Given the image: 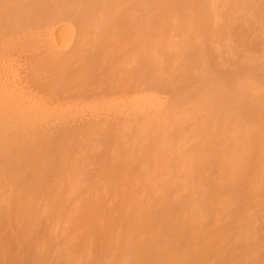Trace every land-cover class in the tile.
Masks as SVG:
<instances>
[{
	"label": "bare ground",
	"instance_id": "1",
	"mask_svg": "<svg viewBox=\"0 0 264 264\" xmlns=\"http://www.w3.org/2000/svg\"><path fill=\"white\" fill-rule=\"evenodd\" d=\"M0 264H264V0H0Z\"/></svg>",
	"mask_w": 264,
	"mask_h": 264
},
{
	"label": "rangeland",
	"instance_id": "2",
	"mask_svg": "<svg viewBox=\"0 0 264 264\" xmlns=\"http://www.w3.org/2000/svg\"><path fill=\"white\" fill-rule=\"evenodd\" d=\"M20 52H17V53H12L13 55H10V61L7 59V61H9L10 62V65H11V68H10V71H11V76H13V77H11V79L13 78V80H11L12 82H13V84H14V82H16V84L19 86H16V84H14L17 88H21V92H23V91H26V93L28 92V94H32V95H34L35 94V96L38 94V98L39 99H41V100H44V98L46 99L47 97L46 96H44V95H46V93H44V92H42V91H39L37 88H35L34 87V85H32L33 83V81H32V72H31V69H30V67L28 66V64L29 63H27L28 61H27V58L25 57V54L24 53H20ZM16 55V56H15ZM18 55V56H17ZM22 56V57H21ZM26 59V60H25ZM13 61V62H12ZM15 62V63H14ZM13 74V75H12ZM22 89H24V90H22ZM31 89V90H30ZM37 89V91H35V90ZM27 90H29L30 91V93H29V91H27ZM33 92V93H32ZM37 92V93H36ZM25 93V92H24ZM40 93H41V95L43 96V98L41 97V95H40ZM156 93H154V95H155ZM168 93H164V92H162V93H159L158 92V95L156 94V98L157 97H159V99L162 101V100H167L168 99ZM37 97V96H36ZM35 97V98H36ZM158 98L156 99L157 100V103L159 102L158 100H159ZM160 101V102H161ZM85 117H88L87 115H85V114H83ZM83 115H81V119H80V116H79V118H77V120H79L78 122H80V121H83L82 120V118H84V116ZM103 116V115H102ZM66 118V120H64ZM65 118H62L61 120H64V123L65 122H67V119L69 118H67V117H65ZM87 119L88 118H84V120L85 121H87ZM70 120H72V122H74V120L71 118H69L68 119V121L69 122H67L66 124H69L70 123ZM76 120V121H77ZM85 121H83V122H85ZM61 122V121H60ZM72 122H71V124H72ZM62 123H63V121H62ZM61 123V124H62ZM63 123V124H64ZM66 124H64V126L66 125ZM70 125V124H69ZM67 126V125H66Z\"/></svg>",
	"mask_w": 264,
	"mask_h": 264
}]
</instances>
